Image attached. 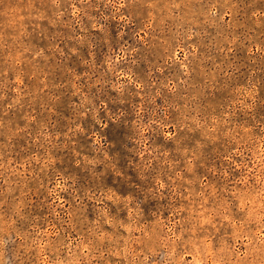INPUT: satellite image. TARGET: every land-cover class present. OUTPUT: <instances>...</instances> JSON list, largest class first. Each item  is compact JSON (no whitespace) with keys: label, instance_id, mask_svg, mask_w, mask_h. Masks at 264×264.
<instances>
[{"label":"rangeland","instance_id":"obj_1","mask_svg":"<svg viewBox=\"0 0 264 264\" xmlns=\"http://www.w3.org/2000/svg\"><path fill=\"white\" fill-rule=\"evenodd\" d=\"M0 264H264V0H0Z\"/></svg>","mask_w":264,"mask_h":264}]
</instances>
